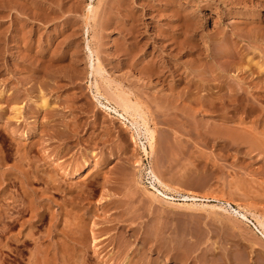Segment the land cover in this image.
<instances>
[{"label":"rangeland","instance_id":"1","mask_svg":"<svg viewBox=\"0 0 264 264\" xmlns=\"http://www.w3.org/2000/svg\"><path fill=\"white\" fill-rule=\"evenodd\" d=\"M89 2L0 0V264H264L253 228L264 223V0H95L86 31ZM87 43L101 90L141 103L160 147L153 168L176 200L154 196L140 175L149 163L130 143L135 127L97 105ZM214 127L262 147L227 145ZM66 146L51 163V149ZM73 157L90 162L81 187L97 179L80 197L52 194L50 176L61 179ZM190 191L217 200H178ZM54 214L63 229L85 214L98 249L85 259L77 244L74 263L56 257Z\"/></svg>","mask_w":264,"mask_h":264},{"label":"bare ground","instance_id":"2","mask_svg":"<svg viewBox=\"0 0 264 264\" xmlns=\"http://www.w3.org/2000/svg\"><path fill=\"white\" fill-rule=\"evenodd\" d=\"M94 1L95 0H90L89 4L87 5L88 6L87 9L85 8L86 14H84L83 19H84L85 25L87 26L86 31H88L89 26L91 24V21L94 20V18H95L94 11L96 10L97 5L94 6V4H93ZM98 2H99V0H98ZM186 19L190 20L187 17H186ZM86 47L89 51L88 59L91 62V63L89 62L90 63V65H89L90 69L88 70V76L90 77L91 86L94 85V88H95L92 95H93V97H95V99L97 101L96 103H98L97 105H99L101 108H103V110L106 113H108L109 115L117 116L118 118H116V119H120L121 121H123V123H126V121H129L130 122L129 125L130 126L132 125V127L133 126L135 127V133L133 131L129 136L130 143H136L139 147L138 149L140 150V154H141L139 162H141L143 164V159H146V161L149 163L148 167L145 166V167L141 168L140 175L143 177L146 175L145 178L148 179L147 180L149 183L148 185H150L149 187H150V189H152L154 196L157 195V196H160V197H163L166 199L176 200V199H174V197H170V195L169 196L167 195V193L165 192V189H168L171 187H169L159 177V175L157 174L158 171L156 172L153 168L152 163L158 162L157 150H158L159 146H157V137H156L157 135H156L155 129L152 128V126H150L149 120L147 119L146 113H145L144 109L142 108L141 103L139 104L138 101H133L130 98L131 96L129 97L127 95L128 92L125 93L124 91L119 90V91H111L108 94L107 92L105 93L101 90L99 83H98V80H97V77L99 75L101 77V71L103 70V67L101 65L99 58L95 57V51L90 47L89 43L86 44ZM95 60H96V62H95ZM93 77L95 78L94 82H92ZM7 102H9V100H7ZM48 107H49V103H48L47 99L42 98L41 102L38 105V108L40 110H47ZM12 110L14 112V115L12 117L14 119H18L17 117L20 114V109L17 106H13ZM179 124H181V123H179ZM74 128H76V127H74ZM219 129H220V127H219ZM219 129H216L214 127L212 129L214 131H211V132L214 135L225 137L227 145H228V143L233 142V144H236L234 142H238L237 143L238 145L242 144V145L248 146L249 148H255L256 149L255 144H259V147H262V145H260V143L257 142V139L251 134H249L251 136V141L246 144V142L245 143L243 142L245 139H243L241 137V134H240V138H239V136H238L239 133L236 132L237 133L236 134L233 131V129L227 128V129H225V131H224V129L222 131V128H221V130H219ZM243 134H245V133H243ZM249 135H247L248 138H249ZM64 136L65 137L61 136V139L67 138V139L71 140L70 135H67V136L64 135ZM247 136L245 134V138ZM248 138H246V139H248ZM21 139H22L24 146H26V148L28 150L32 149L36 145L35 140L25 133H23V136L21 137ZM92 139L96 140L94 137ZM239 139L243 140V141L241 142ZM226 142H225V144H226ZM69 148H70V146L51 149V150H53V156L51 158V163H63L65 160L62 159V161L61 160L59 161V159L65 155H67ZM26 157H27V155H25V158ZM172 162H173V160H172ZM66 163H68V164H66L62 168V169H64L63 170L64 175L61 176V179L59 177H57V172L54 170L53 174L50 176V179L47 183V187L49 188V190H51L52 194H59L61 192H68L72 195L80 197L81 193L83 192V187L87 186V184L90 185L91 183L95 182V180L98 177V174L96 172H94L91 175H88L89 177L84 179L86 181V183L81 187L79 181L82 179V177L84 175L85 168L89 167L90 162H88V160H84L83 158L73 157L70 161H68ZM56 170H57V168H56ZM67 177H69L70 179H67ZM197 196H198L197 194L190 191V192H188V195H186L183 198L178 199V200H182V201H187V200L188 201L189 200L199 201V200H201V201H213V202L217 200V199L216 200H203ZM78 197H76V198H78ZM158 198L159 197H157V199ZM191 205H192V203H191ZM209 206H211L212 208L217 207L218 209L219 208L224 209L225 212H231V213L237 215L240 218V220L250 223V220L247 217V215L245 213L241 212L239 209L235 208L229 202H217V204L216 203L210 204ZM204 207H206V206H204ZM84 217H85V214H84ZM84 217L83 216L79 217V222L77 224L68 223L66 226L67 228L63 229V228H58V227H60L58 225L60 223L61 217H59L56 214L51 216V220H52V222H51V233H52V236H55V235L57 236L60 234L64 238L63 243L56 242V244H54V246L56 247V248L54 247L55 248L54 253H55L56 257L60 253L59 254L60 258H67L68 262H69V259H71V261H73V263L77 262V260L75 258V257H79V253H77V248H76L77 244H80L83 247L82 258H85L86 256L88 257L87 251H88L89 247H93L94 251L96 250V248L98 247V244L100 242L98 237H97L98 234L96 231L95 232L93 231V228H92V230L88 231V229H87L88 221ZM258 222H259L261 227L259 228L257 225L253 224L254 225L253 228L264 239V223L260 220H258ZM94 225H97V224H94ZM53 233H54V235H53ZM52 236H51V238H52ZM156 255H157V253H156ZM158 257H160V256L158 255ZM85 259H87V258H85ZM101 263H102V261H101Z\"/></svg>","mask_w":264,"mask_h":264}]
</instances>
